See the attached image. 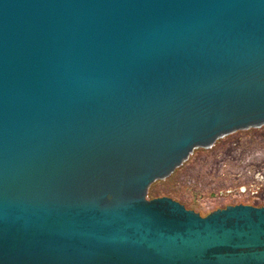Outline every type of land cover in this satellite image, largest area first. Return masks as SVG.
<instances>
[{
  "label": "water",
  "instance_id": "water-1",
  "mask_svg": "<svg viewBox=\"0 0 264 264\" xmlns=\"http://www.w3.org/2000/svg\"><path fill=\"white\" fill-rule=\"evenodd\" d=\"M264 123V0H0V264H264V204L149 196Z\"/></svg>",
  "mask_w": 264,
  "mask_h": 264
},
{
  "label": "rangeland",
  "instance_id": "rangeland-1",
  "mask_svg": "<svg viewBox=\"0 0 264 264\" xmlns=\"http://www.w3.org/2000/svg\"><path fill=\"white\" fill-rule=\"evenodd\" d=\"M233 134H237V132ZM231 142L223 144L219 139L210 147L193 149L188 158L168 177L156 180L150 185L147 191L148 195H170L202 214L215 208L217 202L220 201V196L217 194L218 189L230 183L235 178L234 174H238L239 182H244V176L246 177L248 174L247 166H244L243 163L228 161L227 166L223 165L221 149ZM248 145L250 144H244V141L241 140L236 147L243 148ZM212 191L216 194L212 195Z\"/></svg>",
  "mask_w": 264,
  "mask_h": 264
},
{
  "label": "flooded vegetation",
  "instance_id": "flooded-vegetation-1",
  "mask_svg": "<svg viewBox=\"0 0 264 264\" xmlns=\"http://www.w3.org/2000/svg\"><path fill=\"white\" fill-rule=\"evenodd\" d=\"M235 132L237 134H233ZM219 139L223 144L232 141L221 149L223 165L227 166L228 161L243 163L244 166H247L246 171H248V174H246V177L244 176V182H239L238 174H234L235 178L230 183L219 188L217 194L220 196V201L217 202L218 204L215 207L239 202L264 204V123L235 130L219 137L217 140ZM241 140L244 141V144L248 143L250 145L237 148L236 145ZM211 194L215 195L216 192L212 191Z\"/></svg>",
  "mask_w": 264,
  "mask_h": 264
}]
</instances>
